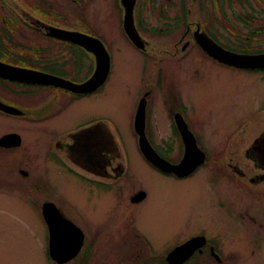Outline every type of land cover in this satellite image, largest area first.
Returning a JSON list of instances; mask_svg holds the SVG:
<instances>
[{
  "label": "flooded vegetation",
  "instance_id": "obj_1",
  "mask_svg": "<svg viewBox=\"0 0 264 264\" xmlns=\"http://www.w3.org/2000/svg\"><path fill=\"white\" fill-rule=\"evenodd\" d=\"M124 2L0 0V68L36 72L57 80L56 83L45 80L43 83H27L0 77V103L21 112L14 115L0 110V116L40 125L39 131L44 137L45 152L51 156L50 161L66 168L75 183L87 189L90 195H95V204L92 198L87 202L91 206L93 204L90 207L92 211L102 216L98 223L88 222L81 216L84 222L79 224L69 215L66 216L57 202H52L60 215L82 234L81 248L69 262L168 264L167 255L174 247L198 236H203L206 243L181 264H226L235 261L237 256L224 250L220 232L208 237L202 230L185 237L173 247L169 245L166 253L157 250L133 224V211L145 201L148 193L140 185L137 186L130 162L122 159L119 145L109 131L107 117H90L77 125L67 124L64 127L57 126L56 122L62 120L75 104L103 95L115 59L121 54V48H126L130 59L138 61L132 60L139 73L128 130L148 169L159 179L186 180L205 168L213 184L223 183L231 189L236 186V179H246V168L243 167L249 165L251 170L259 172L249 175L247 181L253 186L263 184L264 128L249 142L240 144L238 140L244 126L263 113L264 107L248 111L245 118H249V121L242 124L237 121L239 126L232 131L215 134L222 136V141L207 148L198 133L201 122L194 115L183 91L186 81L179 78L187 75L190 66L185 64V60L192 54L206 61V65L212 69L228 70L238 75L260 74L263 77L262 69H240L217 62L199 47L196 37L202 34L210 42L236 54H264V0H133L132 3L127 0L126 5ZM126 27L138 38L139 47L127 34ZM77 37L89 41L77 40ZM106 60L108 74L95 90L76 93L64 88L63 85L67 84L84 86L95 75L98 63L104 64ZM177 68H181L180 72L174 70ZM78 111L81 112V109L78 108ZM142 113L144 136L162 160L172 166L181 162L186 145L181 128L184 124L198 149L204 153V163L189 176L178 178L146 161L138 145L140 129L135 126L136 115ZM9 134L18 135L22 145L18 133L10 132L2 136ZM20 146L0 148V152L9 154ZM19 172L21 174V170ZM26 176L22 175L24 178ZM245 193L247 198H238L240 201L255 199V202L264 203V189ZM140 194H143L142 198L134 202V198ZM253 194L257 197L253 198ZM126 195L129 196L127 204L130 211L125 216L126 220L121 218V213L115 215L116 219L121 218L122 221L114 224L118 228L116 231L110 232L111 224L107 220L106 210L112 203L114 208L117 205L121 207ZM108 196H111V201L103 202ZM216 199L215 206L221 210L223 217L228 218L226 220L233 222V229L246 231V243L251 248H260L264 244V229L263 233L254 234L252 229L246 227L243 216L238 213L239 208L230 207L219 197ZM45 202L51 201L42 202L39 213L46 228V255L49 262L56 263L48 254V226L42 215ZM59 226L61 229L68 228L66 224ZM74 233L75 243L80 233Z\"/></svg>",
  "mask_w": 264,
  "mask_h": 264
},
{
  "label": "rangeland",
  "instance_id": "obj_2",
  "mask_svg": "<svg viewBox=\"0 0 264 264\" xmlns=\"http://www.w3.org/2000/svg\"><path fill=\"white\" fill-rule=\"evenodd\" d=\"M127 53L126 48H121L103 95L75 104L62 120L56 122L57 126H74L90 117H107L109 131L119 145L122 159L130 162L137 186L140 185L148 193L145 201L133 211V224L157 250L169 251L170 246L202 230L208 237L220 232L224 250L237 256L235 261L226 264H264V244L257 249L251 248L246 243V231L233 229V222L226 220L227 217H223L221 210L215 206L216 197L220 201L224 199L230 207L239 208L238 213L243 216L247 228L252 229L254 234L263 233L264 203L255 202V199H238L247 198L245 192L264 189V183L253 186L247 181L249 175L259 171L251 170L249 165L244 166L246 179H236V186L231 189L223 183L213 184L205 168L186 180L159 179L138 154L134 137L128 130L139 73L132 61L136 59L131 60ZM185 64L190 66L187 68L189 71L179 80L186 81L183 91L194 115L201 122L198 133L207 148L222 141L223 137L215 134L232 131L239 126L237 121L241 124L249 121L245 118L248 111L264 107V75H238L228 70L212 69L206 61L193 54L185 60ZM174 70L180 72L181 68ZM39 126L0 116V137L15 132L22 138L20 148L9 154L0 152V264H56L49 262L46 255V228L39 213L44 201L57 202L64 209L63 213L79 224L84 222L82 217L92 223H98L102 217L90 209L96 203L95 195H90L87 189L75 183L66 168L50 161L51 156L45 152ZM244 127L241 140H238L240 144L254 139L264 128V112ZM163 131L166 133V130ZM20 170L27 173L25 178ZM109 197L103 202L111 201ZM128 197L126 195L122 199L121 207L117 205L114 208L112 203L106 210L110 232L118 229L116 225L122 221L121 218L126 220L125 216L130 211ZM140 197L141 194L134 198V202ZM252 197L257 196L253 194ZM91 198L94 199L92 206L87 202ZM117 213H121L120 219H116ZM162 252V255L166 253ZM123 262L126 263L125 260Z\"/></svg>",
  "mask_w": 264,
  "mask_h": 264
},
{
  "label": "water",
  "instance_id": "obj_3",
  "mask_svg": "<svg viewBox=\"0 0 264 264\" xmlns=\"http://www.w3.org/2000/svg\"><path fill=\"white\" fill-rule=\"evenodd\" d=\"M124 4H127V0H125ZM133 0H130L132 3ZM131 9V4L129 6ZM128 15L130 14V10H128ZM126 32L132 41L139 47L137 43L138 38L133 34L129 28L126 27ZM62 33V32H58ZM68 35V34H67ZM77 34H74L76 36ZM88 40L87 38L77 37V40ZM196 42L202 48L204 52H206L210 57L215 60L230 66H234L236 68L241 69H249L256 70L262 69L264 70V54L261 55H239L232 52H228L223 50L221 47L217 46L213 42H210L207 38H205L202 34H199L196 37ZM103 54V53H102ZM102 54H98L101 56ZM108 62L105 61L104 64L101 62L98 63L95 75L93 78L87 82L84 86H72L71 84L63 85L64 88L76 92V93H89L95 90L100 84L103 83L104 79L108 74ZM0 77L7 78L10 80H18L20 82L27 83H43L51 82L56 83L57 80L55 78H47L43 74L36 72H29L25 70H3L0 68ZM47 80V81H46ZM59 81V80H58ZM0 110L8 113L19 115L20 111L7 107L0 103ZM135 126L140 130L138 131V145L142 155L145 159L150 162L152 165L160 169L165 173H172L177 177H185L190 175L202 162L204 159V155L201 151L198 150L191 133L187 130L186 126L183 124L182 129L183 136L186 143V151L184 153V157L181 160L180 164L177 166H171L164 161H162L152 150L149 143L147 142L144 136V116L143 113L139 116L137 115L135 120ZM20 146V137L16 134L5 135L0 138V147L1 148H13ZM23 176H26V172L21 171ZM143 196V194H141ZM139 196V195H138ZM142 198V197H140ZM43 215L46 223L49 227V255L52 260L56 261L58 264H64L67 261L71 260L78 253L81 244H82V234L80 232V236L78 235L76 241L74 243V238L70 240L67 233L74 232L78 233V229L71 224L70 222L64 220L60 217L58 211L51 203H45L43 205ZM60 224H66L68 228L61 229ZM70 229V230H69ZM65 233V234H64ZM70 240V241H69ZM205 244L204 237H195L190 239L189 241L177 246L174 250H172L167 256V262L169 264H181L184 262L189 256L196 250L201 248Z\"/></svg>",
  "mask_w": 264,
  "mask_h": 264
},
{
  "label": "bare ground",
  "instance_id": "obj_4",
  "mask_svg": "<svg viewBox=\"0 0 264 264\" xmlns=\"http://www.w3.org/2000/svg\"><path fill=\"white\" fill-rule=\"evenodd\" d=\"M15 109V108H14Z\"/></svg>",
  "mask_w": 264,
  "mask_h": 264
}]
</instances>
